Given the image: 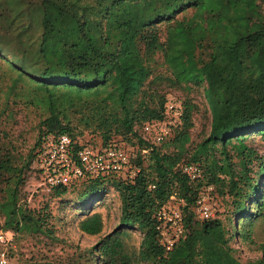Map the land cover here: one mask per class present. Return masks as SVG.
<instances>
[{"label":"trees","instance_id":"1","mask_svg":"<svg viewBox=\"0 0 264 264\" xmlns=\"http://www.w3.org/2000/svg\"><path fill=\"white\" fill-rule=\"evenodd\" d=\"M263 4L264 0H0V21L6 23L5 27L0 23L4 31L0 32V60L8 67V93L13 91L26 104L43 110L39 127L48 126L21 163L6 151L0 154L2 229L14 236L52 238L44 213L19 202L25 170L29 164L32 169L45 136L66 134L74 139L69 129L55 125L50 90L60 87L80 96L94 93L111 80L116 100L125 108L126 96L136 89L142 75L126 65L121 55L136 38L146 35L141 41L147 60L152 64L159 52L160 65L168 73V79L158 83L174 90L203 88L210 117L208 132L182 163L198 166L201 178L188 184L177 171L171 172L172 164L155 161L157 179L147 183L136 157L140 167L136 178L112 185L121 202L119 225L88 250L60 264H81L82 258L89 264H240L234 240L256 246L253 227L258 222L264 225V154L247 144L252 135L264 140ZM25 11L36 14L34 38L29 33L33 16L26 24L16 22ZM13 25L14 35L6 37ZM160 25L165 26L162 44L156 42ZM160 114L161 110L142 120L159 119ZM126 116L122 130L133 134ZM173 181L183 200V235L164 251L153 228V215L171 195ZM206 187H211L208 198L215 192L229 199L222 217L214 214L200 220L195 216L194 201ZM133 227L141 232L137 248L129 242L128 231ZM77 229L87 236L98 235L101 216L85 215ZM257 248L264 250V242ZM247 264H264V260Z\"/></svg>","mask_w":264,"mask_h":264},{"label":"rangeland","instance_id":"2","mask_svg":"<svg viewBox=\"0 0 264 264\" xmlns=\"http://www.w3.org/2000/svg\"><path fill=\"white\" fill-rule=\"evenodd\" d=\"M262 9L264 13V4ZM35 15L33 13L28 15L25 11L16 18L18 25H21L27 23L29 16H33L29 29L31 38H34L37 32ZM0 23L5 27L4 21ZM14 25L7 29L6 37L14 35ZM164 29V25L157 28L158 44L163 43ZM144 36L136 38L134 44L124 49L121 55L126 65L139 69L142 75L136 89L126 96L125 108H121L117 102L115 84L111 80L105 87L92 94L84 93L77 96L72 91L60 87L52 88L50 91L55 102L54 117L57 129H69L74 140L80 144L102 145L101 142L105 139L123 145L128 151H132L135 157L140 158L147 183H155L157 179L155 161L170 163L171 172H178L195 145L207 134L210 117L203 99L202 86H185L174 90L162 82L158 83L159 80L168 79V73L164 66L160 65L159 52L153 56L152 64L147 60L141 41ZM148 67L149 75L146 76ZM7 73V64L0 60V154L6 151L16 163H21L27 154L31 153L40 132L45 133L48 126L39 127V122L45 117L43 110L26 104L19 97H15L13 91L8 93L10 81ZM169 100L182 104L186 118L183 117L170 127L169 136L162 143L151 144L147 137L144 141L141 129L142 124L148 121L142 120V117H149L151 114L153 116L160 110L162 115L164 104ZM125 114L127 119H131L134 136L122 130ZM161 118L155 120L161 122ZM247 144L259 155L264 154V140L258 135L249 136ZM113 183L115 180L98 184L85 181L64 188L63 191H47L40 186L39 179L29 164L25 170V181L20 190L19 202L24 203L30 210L44 213L46 227L51 229L53 236L46 238L37 235H15L7 250L8 264H32L38 261L60 264L67 262L71 255L83 253L91 248L98 238L119 225L121 202L112 186ZM96 191L98 194L95 195ZM171 195L175 200L181 198V191L175 181L171 186ZM209 200L208 204L211 205L215 216L222 217L228 208L227 196L220 197L214 192ZM92 213L101 216L102 229L98 235L87 236L78 231L77 223L85 215ZM253 231L256 246L247 245L238 239L232 244L235 257L240 264L264 260V250L260 251L257 248L259 243L264 242L263 223L258 222ZM128 235L130 244L137 248L141 232L133 227L128 231ZM80 261L81 264H89V261L83 258Z\"/></svg>","mask_w":264,"mask_h":264},{"label":"built area","instance_id":"3","mask_svg":"<svg viewBox=\"0 0 264 264\" xmlns=\"http://www.w3.org/2000/svg\"><path fill=\"white\" fill-rule=\"evenodd\" d=\"M183 116L182 104L179 101H166L157 120L142 124V139L150 143H162L170 133V127L177 124ZM34 159L32 169L39 177L40 186L50 191L60 187H70L85 181H121L131 183L140 173L136 157L123 145L107 142L103 145L80 144L66 134L45 136ZM178 173L185 177L189 184H196L201 178V171L196 165L182 164ZM153 186L148 187V189ZM211 187L200 192L193 204V212L200 220L212 218L214 212L208 204V193ZM183 200H175L170 195L165 203L156 208L153 215L154 231L159 246L169 251L183 235L182 220ZM13 233L2 229L0 219V264H8L7 250L13 240Z\"/></svg>","mask_w":264,"mask_h":264}]
</instances>
